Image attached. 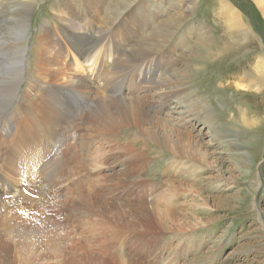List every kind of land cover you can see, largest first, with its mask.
<instances>
[{
  "label": "rangeland",
  "instance_id": "rangeland-1",
  "mask_svg": "<svg viewBox=\"0 0 264 264\" xmlns=\"http://www.w3.org/2000/svg\"><path fill=\"white\" fill-rule=\"evenodd\" d=\"M7 1L12 3V0ZM56 1L61 0H41L33 3L28 22L25 24L28 29L25 42L28 46L26 60L32 58L30 47L34 38L31 39V36L38 32L42 22L44 27L52 30L50 34L60 45L62 60L68 63L70 68L68 74L79 75L77 69L80 68L81 74L92 80L99 67L96 65L98 68L94 69L88 64L85 68V64L82 65L81 62L78 66L75 65L77 61L72 57L69 48L64 46L63 40L64 32L70 35L69 32L72 34L74 30L64 27L65 24L58 22L55 16L58 13L63 17L76 16L81 13L80 8L85 6L87 10L88 5H95L93 9L97 11H108L109 21L115 11L124 12V7L132 1L135 5L125 12L132 24V18L136 15L128 14L134 10L137 0H108V5L103 3L101 7L92 1L83 5L81 0H73V8L60 7ZM236 1L252 6L260 23L259 29H256L248 15L236 6ZM60 4L63 5L64 0ZM148 4L156 5L157 9L161 7L170 13L174 21L172 24L170 21V28L177 31L174 38L176 42L183 43L178 45L177 52L181 54V58H187L190 64L189 67L186 65L177 68L179 75L190 73L184 79L177 78L173 83L182 94L162 101L158 92L150 90V98L156 99L157 104L162 102L160 116L169 115L173 129L167 134L176 142L175 154L165 153L166 150L156 144L147 132L149 125L145 126V130L126 128L125 124L113 129L114 137L108 135V140L111 141L108 145L100 140L108 149L109 156L106 162L108 171L102 172L106 175V181L97 190L100 201L108 200V204L110 202L108 224L105 214L102 217L104 224L94 218L92 230L95 238L89 240L82 232L83 219L73 221L68 214L66 230L69 233L58 237L59 234L53 230L49 231L50 235L46 234L47 230L43 231L45 246L39 249L41 255L32 259V254L28 253L32 242L28 238L37 233L25 229L21 222L23 218L19 217V223L8 233L11 238L2 241L11 247L5 263L94 264L86 255L81 256L82 250L87 252L90 247L96 255L100 247L109 245L108 253H123L122 264L135 260L137 264H264V79L255 85L250 84V80H241L249 86L236 87V84L242 83L240 79L246 77L244 72L252 71L251 64L259 62L260 58L264 61L263 12L254 0H143L138 10L146 9ZM219 4H228L229 8L239 12L246 29L251 31L244 39L245 42L240 39L231 41L233 48H225L223 37L231 38V35L239 31L223 29L216 22L225 13L223 9H219L222 11L219 12ZM91 11L87 10L89 13H92ZM54 19L60 31L54 29L57 27L53 26ZM80 21L82 29L78 27L79 30H87L88 27L83 26L82 18ZM130 24L127 22L120 26L110 25L108 33L110 32V35L118 31L117 42H123L128 36L136 38L137 33L129 29L132 26ZM100 27L95 28L101 32L103 26ZM103 32H106V29ZM19 35L22 37V34L17 32L16 36ZM179 35L183 38H179ZM198 36L206 39L198 50L199 60L189 52L196 51L194 41ZM109 39L112 41L111 37ZM213 40L222 44H215ZM107 43L109 45L110 41ZM132 43L134 42L128 46ZM186 45H190V48L187 47L190 50H187ZM229 49L231 52L226 53ZM126 55L131 56L132 53L128 51ZM108 63L112 64V60L109 59ZM26 69L25 67L24 71ZM258 75L260 76L256 73L253 79L259 77ZM27 76L28 71L26 78ZM115 76L120 78L118 74ZM145 86L142 85L143 88H146ZM80 95L83 94L79 93ZM95 104L92 101L84 108V116H81L79 124L90 109H94ZM103 107L101 104L98 106ZM115 108L116 105L112 110ZM83 129L81 127L82 132ZM75 142L78 143L77 140ZM89 166L91 167V164ZM91 181L79 183L85 190ZM42 183L39 187L37 180L35 186H31L34 194L35 188L43 187ZM95 183L91 185L94 186ZM62 193L61 196L58 195L60 201L63 199ZM6 216L13 218V214ZM48 222L51 223V218H48ZM53 233L57 237L52 236ZM71 237L82 241L72 243V247L68 249L67 241L71 240ZM39 238L42 239L41 235ZM22 239L27 245L16 244ZM3 244H0L2 254L7 252ZM70 258H76L77 262L70 261ZM102 259L104 264H119L116 259H112L114 261L110 263L108 257Z\"/></svg>",
  "mask_w": 264,
  "mask_h": 264
},
{
  "label": "bare ground",
  "instance_id": "bare-ground-1",
  "mask_svg": "<svg viewBox=\"0 0 264 264\" xmlns=\"http://www.w3.org/2000/svg\"><path fill=\"white\" fill-rule=\"evenodd\" d=\"M36 1L41 2V0H12L9 4L7 0H0V244H3L2 241L6 238H11L8 233L13 231L15 225L19 223L17 222L19 217L23 218L21 222L25 229L28 228L37 233L32 238H28L32 242L28 249L32 259L41 255L39 249L45 246L43 231L47 230L46 234L50 235L49 231L53 230L59 234L58 237L69 233L66 230L68 214L73 221L83 219L82 232L89 240L95 238L92 230L94 218L104 224L102 217L105 214L108 224L110 202L108 204V200L100 201L97 190L106 181V175L102 172L108 171L106 162L109 156L108 149L100 140L108 145L111 142L108 140V135L112 136L113 129L125 124L126 128L145 130L149 125L147 132L156 144L161 145L166 150L165 153L175 154L176 142L167 134L173 129L169 122V115L160 116L162 102L157 104L156 99L150 98L152 96L150 90L158 92L162 96V101L175 98L182 93L173 83L178 80L177 78L184 79L190 74L185 72V75H179L177 69L179 66L188 65L189 67L190 64L187 58H181V54L177 52L178 45L181 46L183 43L176 42L174 38L177 31L170 28V21L171 24L174 23L172 16L165 9L161 7L157 9L156 5L152 4L151 6L148 4L150 9L146 6V9L138 10L143 0H137L134 10L128 14L136 15L134 19L132 18V24L125 16V12L135 5L132 1L124 7V12L110 11L113 13L111 22L108 21V11H97L93 9L95 5H88V2L92 1L100 7L103 3L107 6L108 0H81L83 5L89 6H87L88 11L92 9V13L87 12L84 6L80 8L81 13L76 16L63 17L59 16V13L55 16L58 22L65 24L64 27L74 30L72 34L69 32L70 35L64 32L63 40L64 46L69 48L72 57L77 61L75 65L78 66L81 62L82 65L89 64L88 66L94 69L99 67L97 71L95 70L96 74L92 80L82 75L80 68H76L79 75L68 74L70 68L68 63L62 60L61 47L50 34L52 30L44 27L42 22L38 32L31 36V39L34 38L30 47L33 55L27 61L28 46L25 42L28 29L25 24L28 22L32 5ZM254 1L264 15V0ZM60 3H63V0L58 1L57 5L73 8V0L69 2L64 0L63 5ZM219 9H223V12L225 10V13L216 22L223 29L239 31L231 35V38L223 37L225 48H233L231 41L234 40L240 39L245 42L244 39L251 31L246 29L244 22L241 21V14L234 8H229L228 4L224 6L219 4ZM219 12L222 11L219 10ZM81 18L83 26L88 27L87 30H79L78 27L82 26ZM56 20H53V26H57L54 29L60 31ZM127 22L132 25L129 29L137 33L136 38L128 36L123 42H117L118 31L109 35L108 27L110 25L112 27L113 24L120 26ZM95 24L99 28L103 26L101 32L95 28L97 27ZM229 25L234 27L230 28ZM105 29L106 32H103ZM17 32H20L22 37L16 36ZM122 38L124 37H120ZM179 38L182 39V35H179ZM108 40L114 45H108ZM204 41L206 39L202 37L194 41L195 52L187 48H190V45H186L190 54L198 60L200 57L197 53ZM207 41L212 42V40ZM105 42L107 47L104 51ZM131 42L134 43L128 46ZM214 42L218 45L222 44ZM128 51L132 53L131 56L126 55ZM227 51L226 53L231 52L230 49ZM116 55H118L117 58ZM109 59L112 60V64L108 63ZM25 67L26 71H24ZM251 67L252 71H245L246 77L241 78L242 83L236 84V87L249 86L241 80H250V84L255 85L264 79L263 59L260 58L259 62L251 64ZM199 71L202 72V69ZM254 73L260 76L253 79ZM115 74H118L120 78H117ZM142 85H146V88ZM122 87L124 90H120ZM79 93L83 95L79 96ZM92 101L96 103L94 109H90L88 114L85 113V118L79 124L84 108ZM100 104L104 107L98 108ZM115 105L116 108L113 111L112 107ZM81 127L84 128V132L81 131ZM76 140L78 143L75 142ZM37 180L39 187L41 183L43 187L35 188L34 194L32 187ZM89 180H92V184L96 182L95 188L90 183L84 190L79 182L87 183ZM32 183H34L33 186ZM103 190L108 191L105 188ZM61 192H63L62 201L58 199ZM6 214H13V218L7 217ZM48 218H51V223L48 222ZM56 234L53 233L52 236L57 237ZM72 237L67 241L68 249L72 247V243L80 240L72 239ZM23 243L27 245L23 239L16 242L20 245ZM5 247L7 252H3L4 254L0 252V264H10L5 263L4 260L9 257L11 247L10 245ZM88 248L87 252L82 250L81 256L86 255L94 264H104L102 258L105 257H108V263L116 259L119 264H122L123 253L112 251L108 253L109 245L100 247L96 255L92 253L90 247ZM70 261L77 262V259L70 258ZM80 264L90 263L81 262ZM127 264H137V261Z\"/></svg>",
  "mask_w": 264,
  "mask_h": 264
},
{
  "label": "trees",
  "instance_id": "trees-1",
  "mask_svg": "<svg viewBox=\"0 0 264 264\" xmlns=\"http://www.w3.org/2000/svg\"><path fill=\"white\" fill-rule=\"evenodd\" d=\"M236 6L239 7L243 13H245L246 15H248V17L250 18V20L254 23V26L256 27V29L258 28L259 29V20H258V17L254 11V9L252 8V6L250 4H241L239 3V1L235 2ZM253 10H252V9Z\"/></svg>",
  "mask_w": 264,
  "mask_h": 264
}]
</instances>
